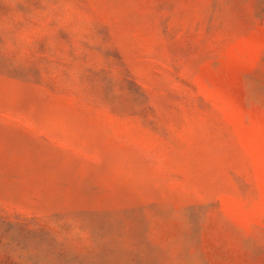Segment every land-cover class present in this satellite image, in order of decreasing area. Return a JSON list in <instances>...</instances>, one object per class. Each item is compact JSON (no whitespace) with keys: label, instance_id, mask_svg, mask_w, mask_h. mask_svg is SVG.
Segmentation results:
<instances>
[{"label":"rangeland","instance_id":"rangeland-1","mask_svg":"<svg viewBox=\"0 0 264 264\" xmlns=\"http://www.w3.org/2000/svg\"><path fill=\"white\" fill-rule=\"evenodd\" d=\"M0 264H264V0H0Z\"/></svg>","mask_w":264,"mask_h":264}]
</instances>
